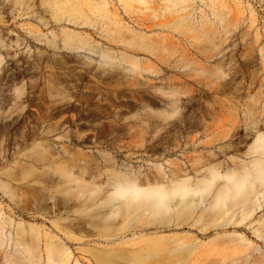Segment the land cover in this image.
Returning a JSON list of instances; mask_svg holds the SVG:
<instances>
[{"label": "rangeland", "instance_id": "obj_1", "mask_svg": "<svg viewBox=\"0 0 264 264\" xmlns=\"http://www.w3.org/2000/svg\"><path fill=\"white\" fill-rule=\"evenodd\" d=\"M69 1L0 0V264L17 256L20 228L42 253L36 264H55L48 244L54 257L66 250L67 264H164L155 263L164 255L165 264H264L261 182L240 222L199 219L212 195L199 212L173 206L158 217L111 199L117 179L161 187L208 156L221 169L253 158L264 129V0H187L183 25L162 14L164 0H108L111 31L57 16ZM78 1L90 12L92 0ZM63 30L80 38L64 41ZM133 32L166 49L128 44Z\"/></svg>", "mask_w": 264, "mask_h": 264}, {"label": "bare ground", "instance_id": "obj_2", "mask_svg": "<svg viewBox=\"0 0 264 264\" xmlns=\"http://www.w3.org/2000/svg\"><path fill=\"white\" fill-rule=\"evenodd\" d=\"M125 4L131 3L130 0H122ZM139 3L147 4L151 0H135ZM166 3L163 6V13H168L174 16L173 22L176 25H183V21L188 17V13H181L187 7V0H164ZM90 12L84 8V2L72 0L67 3H61L58 6L57 16L61 17L63 14L68 13V16L77 21L82 19L83 22H91L92 20L101 22L103 27L107 30L112 29V18L108 7V0L90 1ZM86 4V3H85ZM156 7H151L154 11ZM157 15V11H155ZM216 15L224 20V13L216 12ZM70 19V20H72ZM192 27L191 24L186 25ZM210 27L206 24L202 30L204 34H209ZM62 39L64 41H77L80 37L79 34L63 30ZM116 37H121L119 32ZM128 44H133L136 47L143 48L149 51L162 52L165 46L158 44L156 41H150L141 34L134 33ZM138 64L139 60L134 59ZM136 66V65H134ZM259 132L254 143L249 147L250 154L253 155L251 160H226L227 164L224 167L216 164L211 156H208L207 161L200 166H194L187 173L177 172L174 177L170 178V182L166 186H151L141 187L137 181L128 177L126 179H117L114 182V191L111 195L112 200H119L122 207L139 208L143 205L152 216H163L173 208H178V213H187L189 211H198L201 203H205L210 195L212 199L209 201V209H202L199 215L201 219L205 213L210 219L218 220L221 217L228 215L229 219L235 217V221L240 222L250 217L255 210L256 203L254 202L255 189L254 184L258 181L264 184V129L257 126ZM223 152V151H221ZM191 173H195L198 177L193 178ZM201 175V177H199ZM219 181H223L221 186H217ZM264 195V191H263ZM177 202L174 204L173 200ZM207 210V211H206ZM199 212V211H198ZM0 213V245L4 242V235L7 220L2 219ZM201 233V232H200ZM201 235H205L202 233ZM163 236L147 238L148 241H153L155 244L161 242ZM15 245H20L21 248L17 250V256L11 258L10 264H36L42 260V253L38 250L36 244L29 242L27 231L23 228L17 229V242ZM47 248L48 261L55 264H67L69 255L66 250H58L61 254L54 257L51 254L52 246L49 244ZM156 249L155 247H151ZM191 248V246L189 247ZM159 251L165 252L169 256L174 255V248L170 245L160 244L157 248ZM200 253L195 256L196 263L200 259ZM167 261L166 256L157 259L155 263H164Z\"/></svg>", "mask_w": 264, "mask_h": 264}]
</instances>
